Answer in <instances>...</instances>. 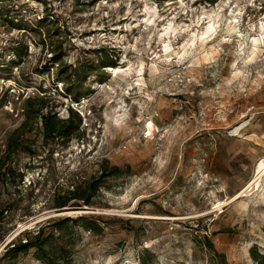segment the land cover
<instances>
[{"label": "rangeland", "instance_id": "374dc122", "mask_svg": "<svg viewBox=\"0 0 264 264\" xmlns=\"http://www.w3.org/2000/svg\"><path fill=\"white\" fill-rule=\"evenodd\" d=\"M0 13V264H44L35 248L4 256L42 225L54 264H264V176L249 188L264 160V0H0ZM56 57L95 69L80 102ZM44 95L58 121L81 119L69 140L39 115L21 129ZM114 167L91 206L57 208Z\"/></svg>", "mask_w": 264, "mask_h": 264}, {"label": "trees", "instance_id": "16d2710c", "mask_svg": "<svg viewBox=\"0 0 264 264\" xmlns=\"http://www.w3.org/2000/svg\"><path fill=\"white\" fill-rule=\"evenodd\" d=\"M4 18H6L7 23H10L9 20H12L10 14H5ZM11 22L13 23L15 21L12 20ZM38 23L39 26L42 25L44 23L43 19H40ZM19 26V29L26 30L27 28H29L27 27V25L24 24H21ZM100 50L101 49H99L97 52H102ZM115 58L116 59H103L100 67H116L117 57L115 56ZM61 60L62 57L55 58L56 64L59 67L57 74L64 76L65 79V94L70 96L75 102H80V100L83 97H86L90 91L91 84L89 85L88 81L89 78L94 74L95 69L84 64L76 66L73 69L71 65H60L59 62H61ZM48 99L49 97L47 95H44L40 98L38 102H36L37 98L32 97L26 100V106L24 108V111L26 112V120L21 126V129L24 130L26 128H29L30 120L35 116L39 115L42 118V124L45 133L53 136L58 135L62 138L69 140L73 132L79 128L81 124V119L78 118V120H76L75 116L78 114L70 108L71 114H69L68 119L64 121H58L59 119L56 117V113H54L53 107H50L46 103ZM119 172L120 169L118 167H114L110 171V173L106 169H103L101 170V175L99 177L87 182L84 185H78L77 187L73 186V190L69 193L57 196L55 195L54 200L56 202L57 208L66 207L73 200H78L86 206H91L94 196H96L98 190L101 188L103 179L111 175H117L119 174ZM11 173H13V169L9 167L7 173H5L4 176L8 177ZM7 211L8 210L5 208L0 209V226L4 222V218ZM81 224H83L81 225L82 227L88 228L89 230H95L96 228H99V225L96 221H91L86 216L81 218ZM72 227L73 226H71L70 219H63L58 221L57 223V230L60 232L67 229H71ZM52 239H55V235L50 233L46 236V226L42 225L36 231L26 232L23 235V238H20L18 241L12 242L8 246H6L4 256H9L10 259L16 260L20 254H26L32 248H35V257L38 260H40L44 264H54L49 259V250L47 247ZM60 260H63V264H65L66 256L61 257Z\"/></svg>", "mask_w": 264, "mask_h": 264}, {"label": "crops", "instance_id": "0c3cea01", "mask_svg": "<svg viewBox=\"0 0 264 264\" xmlns=\"http://www.w3.org/2000/svg\"><path fill=\"white\" fill-rule=\"evenodd\" d=\"M257 126H258V129L256 130V132H258L259 135H261V137H264V105H263V108L258 112ZM238 143H240V144H247L249 146V148H250V146L251 147H255V148H256V146H262V144L260 145L259 142L252 141L250 139H248V140L243 139V140L234 141V144H238ZM263 148H264V145H263Z\"/></svg>", "mask_w": 264, "mask_h": 264}, {"label": "bare ground", "instance_id": "6f19581e", "mask_svg": "<svg viewBox=\"0 0 264 264\" xmlns=\"http://www.w3.org/2000/svg\"><path fill=\"white\" fill-rule=\"evenodd\" d=\"M257 173H258L257 178L250 183L249 188H251L252 186H255V185L258 186V184L260 183L261 177L264 176V160H262L259 163V165L257 166Z\"/></svg>", "mask_w": 264, "mask_h": 264}]
</instances>
